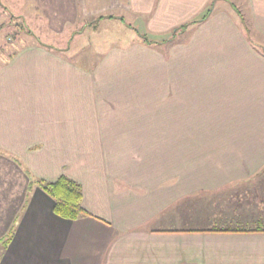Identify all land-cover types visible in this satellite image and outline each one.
<instances>
[{
	"label": "crops",
	"instance_id": "crops-1",
	"mask_svg": "<svg viewBox=\"0 0 264 264\" xmlns=\"http://www.w3.org/2000/svg\"><path fill=\"white\" fill-rule=\"evenodd\" d=\"M35 5L73 35L0 66V153L89 216L0 154V264H264V0Z\"/></svg>",
	"mask_w": 264,
	"mask_h": 264
},
{
	"label": "rangeland",
	"instance_id": "rangeland-1",
	"mask_svg": "<svg viewBox=\"0 0 264 264\" xmlns=\"http://www.w3.org/2000/svg\"><path fill=\"white\" fill-rule=\"evenodd\" d=\"M35 7V0H0V66L9 60L19 46L34 43L37 40L35 35L47 44H53L59 48L67 46V41L73 33L65 32L60 36L53 35L47 30L45 19L39 17ZM88 16V11L77 9L79 25H76L75 28H78L79 32L85 27V24L86 26L88 23L92 25L91 19H87L86 22L84 20ZM114 36L120 39L127 38L123 34H114ZM84 41L87 42L86 39Z\"/></svg>",
	"mask_w": 264,
	"mask_h": 264
},
{
	"label": "trees",
	"instance_id": "trees-1",
	"mask_svg": "<svg viewBox=\"0 0 264 264\" xmlns=\"http://www.w3.org/2000/svg\"><path fill=\"white\" fill-rule=\"evenodd\" d=\"M208 15L205 17L207 18ZM184 28L187 26H183ZM3 154V153H0ZM7 155L13 161H15L23 170L29 175L31 180V186H38L43 192H45L51 199H53L54 213L64 219L77 220L86 216L89 213L83 207V191L80 184L69 179L66 176L60 177L54 182H47L44 180H39L31 176L29 171L24 168L23 164L18 158ZM261 231V230H257ZM14 235V229H12L9 234L1 240V246L6 249L11 243Z\"/></svg>",
	"mask_w": 264,
	"mask_h": 264
}]
</instances>
